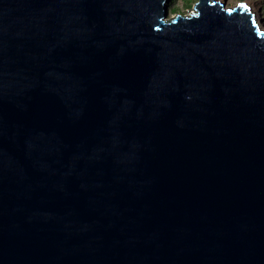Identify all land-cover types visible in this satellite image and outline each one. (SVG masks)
Segmentation results:
<instances>
[{
	"label": "water",
	"instance_id": "1",
	"mask_svg": "<svg viewBox=\"0 0 264 264\" xmlns=\"http://www.w3.org/2000/svg\"><path fill=\"white\" fill-rule=\"evenodd\" d=\"M167 1L0 0V264H264V27Z\"/></svg>",
	"mask_w": 264,
	"mask_h": 264
},
{
	"label": "rangeland",
	"instance_id": "2",
	"mask_svg": "<svg viewBox=\"0 0 264 264\" xmlns=\"http://www.w3.org/2000/svg\"><path fill=\"white\" fill-rule=\"evenodd\" d=\"M225 1L227 5H233L239 0H225ZM246 1H248V4L255 11L258 19L260 20L262 27H264V15L261 13L260 1L259 0H246ZM194 2L195 0H189L188 1L189 7H187V6H181V4L183 3V0H168L167 1V12H168L167 14L168 16H173L175 13L187 14L193 11ZM173 6L177 8V11L172 10Z\"/></svg>",
	"mask_w": 264,
	"mask_h": 264
},
{
	"label": "trees",
	"instance_id": "3",
	"mask_svg": "<svg viewBox=\"0 0 264 264\" xmlns=\"http://www.w3.org/2000/svg\"><path fill=\"white\" fill-rule=\"evenodd\" d=\"M189 0H183V3L181 4V6H187L189 7ZM241 1V0H239ZM260 1V9H261V13L264 15V0H259ZM172 10L177 11V8L175 6L172 7Z\"/></svg>",
	"mask_w": 264,
	"mask_h": 264
},
{
	"label": "bare ground",
	"instance_id": "4",
	"mask_svg": "<svg viewBox=\"0 0 264 264\" xmlns=\"http://www.w3.org/2000/svg\"><path fill=\"white\" fill-rule=\"evenodd\" d=\"M252 9V8H251ZM253 10V9H252Z\"/></svg>",
	"mask_w": 264,
	"mask_h": 264
}]
</instances>
